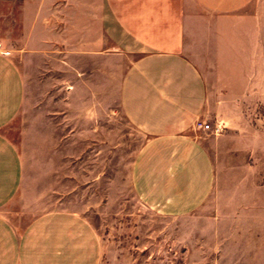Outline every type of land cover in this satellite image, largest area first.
Listing matches in <instances>:
<instances>
[{
  "label": "rangeland",
  "instance_id": "obj_1",
  "mask_svg": "<svg viewBox=\"0 0 264 264\" xmlns=\"http://www.w3.org/2000/svg\"><path fill=\"white\" fill-rule=\"evenodd\" d=\"M34 1L0 0V40L13 50L21 43L23 14L34 10ZM45 1L54 22L65 19L67 9L75 13L73 35L65 30L58 35L81 40L75 48H82L87 32L81 13L90 12L92 24L101 0H70L68 7L66 0ZM259 1L264 11V0ZM55 32L44 30L47 37ZM107 45L100 54L45 51L32 58L24 103L5 129L23 163L8 216L24 223L48 211L79 214L98 235L99 264H264V93L246 94L240 84L226 83L232 73L236 82L241 71L258 69L224 68L221 58L227 53L217 44L208 53V64L218 66L200 67L208 88L200 121L210 126L204 130L215 163L214 187L195 210L169 215L144 204L133 190L132 163L148 136L128 120L120 103L131 53L113 50L109 37ZM186 54L198 61L193 51ZM216 96L232 97L219 101L232 124L216 121Z\"/></svg>",
  "mask_w": 264,
  "mask_h": 264
},
{
  "label": "crops",
  "instance_id": "obj_2",
  "mask_svg": "<svg viewBox=\"0 0 264 264\" xmlns=\"http://www.w3.org/2000/svg\"><path fill=\"white\" fill-rule=\"evenodd\" d=\"M69 1H65L67 7ZM100 3V13L92 24L90 12L81 13L87 33L80 49L75 45L81 40L74 42L73 36L62 40L58 35L64 30L68 37L70 32L73 35L75 13L67 9L65 19L56 18L55 23L47 14L45 0H35L34 10L24 12L17 50L0 40L7 51L0 52V264L100 263L98 235L79 214L48 211L21 223L6 213L20 190L23 163L5 129L24 103L27 72L34 56H43L45 51L51 55L100 54L108 49V37L113 50L131 53L121 80L120 103L128 120L148 136L132 163V187L144 204L169 215L195 210L214 187L215 163L207 146L208 134L196 127L208 100L200 67L218 66L208 64V53L217 44L220 53H227L221 58L224 68H257V74L241 71L236 82L232 73L226 76V83L240 84L246 94L264 93V11H260L259 0ZM47 28L56 31L52 37L45 36ZM91 28L96 34L93 49ZM190 51L197 62L187 56ZM231 98L216 96L214 115L220 124L234 122L225 103H219Z\"/></svg>",
  "mask_w": 264,
  "mask_h": 264
},
{
  "label": "built area",
  "instance_id": "obj_3",
  "mask_svg": "<svg viewBox=\"0 0 264 264\" xmlns=\"http://www.w3.org/2000/svg\"><path fill=\"white\" fill-rule=\"evenodd\" d=\"M0 52L7 53V51L3 49V46H2L1 42H0ZM196 127L202 128V129H209L210 128L208 123H203L201 121H197L196 122ZM218 130H219L218 128H215V131H218Z\"/></svg>",
  "mask_w": 264,
  "mask_h": 264
}]
</instances>
